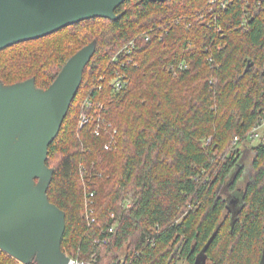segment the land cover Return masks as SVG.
Listing matches in <instances>:
<instances>
[{
  "label": "trees",
  "instance_id": "1",
  "mask_svg": "<svg viewBox=\"0 0 264 264\" xmlns=\"http://www.w3.org/2000/svg\"><path fill=\"white\" fill-rule=\"evenodd\" d=\"M209 1L127 0L118 20H85L0 51L5 85L34 77L47 89L75 53L96 41L47 161L55 169L48 195L66 212L63 250L72 259L264 264V142L250 145L264 119V0L218 5L215 17ZM145 31L151 40H138L133 62L125 55L114 60ZM85 101L93 114L104 107L116 149H105L113 129L95 133L99 114L79 128ZM82 165L96 191V223L86 215ZM245 170L248 184L240 189ZM236 191L242 199L231 201ZM129 192L133 205L126 208ZM0 264L23 263L0 249Z\"/></svg>",
  "mask_w": 264,
  "mask_h": 264
},
{
  "label": "water",
  "instance_id": "2",
  "mask_svg": "<svg viewBox=\"0 0 264 264\" xmlns=\"http://www.w3.org/2000/svg\"><path fill=\"white\" fill-rule=\"evenodd\" d=\"M127 0H0V51L94 18L118 20ZM96 41L47 88L0 79V249L23 264H76L63 250L66 212L51 202L49 147L82 85Z\"/></svg>",
  "mask_w": 264,
  "mask_h": 264
},
{
  "label": "built area",
  "instance_id": "3",
  "mask_svg": "<svg viewBox=\"0 0 264 264\" xmlns=\"http://www.w3.org/2000/svg\"><path fill=\"white\" fill-rule=\"evenodd\" d=\"M210 3V6H209V13L212 14L213 17H215V15L217 14L215 12V8L216 6L219 5L220 8L224 9V10H227L230 5L233 3V0H210L209 1ZM205 16L206 14H202L201 15V19H205ZM219 30L221 31V28H219ZM144 38L146 41H150L151 40V35L150 33H144ZM136 41L132 40L129 44H127L126 46H124L122 49H120L114 56V60L116 61H119L120 59V56L121 55H125L127 56L129 59H128V62L131 63L134 61L133 59V53L135 52V49H136ZM188 67V64L186 63H182L180 65V68L183 69V68H187ZM114 87L115 89L119 90L123 87V81L121 79V77L119 76L118 78L115 79V82H114ZM84 110L85 112L82 113V116H81V122H80V128L84 127L85 125L89 124L91 122V120L94 118L95 115L99 114L100 115V123L98 124V127L97 129L95 130V133L97 136H100L102 133H103V130H111L112 128V124L111 123H108L105 121V119L103 118L102 116V112H103V109L104 107L101 106V110H96L95 111V114H93L91 112V104L89 101H86L85 103V106H84ZM261 127H264V119L261 123L260 126L258 127H255L253 132H252V137L253 136H256L258 137L259 136V129ZM117 131L115 130L113 132V135L110 139V141H108L105 145V149L108 150V151H112L114 149L117 148V145H118V138H117V135H116ZM239 140L238 137L235 138V142H237ZM82 171H83V179H84V184H85V195H86V198H85V201H86V211H87V217L90 221V223H95L97 222V218H95L92 214L94 212V204H95V197H96V191L93 189V186L88 182V179L85 177L86 176V171H87V167L85 165H82ZM133 198H134V194L129 192L128 195L126 196V198H124L122 204L126 207V208H130L132 205H133ZM113 217H115V214H113ZM115 229V227H111L109 229L110 232H113ZM100 242V241H99ZM73 262H75L76 264H85L84 262H80V261H77V260H74L72 259Z\"/></svg>",
  "mask_w": 264,
  "mask_h": 264
},
{
  "label": "rangeland",
  "instance_id": "4",
  "mask_svg": "<svg viewBox=\"0 0 264 264\" xmlns=\"http://www.w3.org/2000/svg\"><path fill=\"white\" fill-rule=\"evenodd\" d=\"M144 33H146V31L145 32H143V33H141L139 36H137V37H135V38H133V39H131L127 44H129L132 40H134V41H136V43L138 42V40L140 41V39L143 37V35H144ZM85 103H86V101H85ZM85 103H83V108H82V111H81V113H80V118H79V122H78V126H79V128H80V122H81V116H82V113H84L85 112V108H84V106H85ZM102 106V105H101ZM101 106L99 105V108H101ZM111 129H113L112 130V132H114V130H115V128H111ZM260 131H261V136L258 138V139H256V141L253 143V144H250V145H252V146H254V144L255 145H257V144H259L261 141H263L264 142V134L262 133V132H264V127H262L261 129H260ZM245 154V153H244ZM246 156H247V158H246V160H245V163L247 162V165H248V167L250 166V164H251V161H252V159H253V153L252 152H248V154H245ZM56 164V163H55ZM94 168H92V170H93ZM94 171H97L96 169H94ZM88 173H89V171L87 172V174H86V176L88 175ZM249 175H250V171L249 170H245V172H244V174H243V176H242V178L240 179V181L238 182V187L240 188V189H244V188H246V185L248 184V180H249ZM85 176V177H86ZM90 176V175H89ZM220 191H219V193L221 194V195H225V194H227V191L225 190V186H221L220 187V189H219ZM86 198V197H85ZM237 199H242V192L241 191H236V192H234L232 195H231V201H233V200H237ZM240 200H237V201H240ZM86 215H87V211H86ZM88 216V215H87ZM96 223V222H95ZM74 260H77L76 258H74ZM77 261H79V260H77ZM85 264H96V263H94L93 262V260L92 259H88V260H86L85 262H84ZM179 264H188L185 260H181L180 261V263ZM208 264H213L211 261H209L208 262Z\"/></svg>",
  "mask_w": 264,
  "mask_h": 264
}]
</instances>
